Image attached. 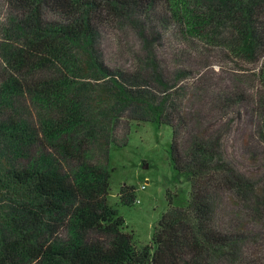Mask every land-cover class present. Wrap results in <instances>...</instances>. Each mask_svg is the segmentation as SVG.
Returning a JSON list of instances; mask_svg holds the SVG:
<instances>
[{
    "label": "trees",
    "instance_id": "obj_1",
    "mask_svg": "<svg viewBox=\"0 0 264 264\" xmlns=\"http://www.w3.org/2000/svg\"><path fill=\"white\" fill-rule=\"evenodd\" d=\"M0 2L12 12L0 39V152L9 165L0 168V264H212L225 249L235 251L242 236L244 243L264 245V195L257 184L227 161L218 137L184 140V133L192 131L190 117L202 123L205 112L210 117L234 107L240 112L248 101L245 91L233 85L212 89L199 76L190 83L189 100L195 99V105L188 99L177 105L186 89L182 83L189 80L186 69L163 71L155 60L158 48L176 58L219 46L249 62L263 58L259 74L264 80V0ZM115 28L131 29L132 39L118 45H129L137 60L134 74L111 66L96 50L98 37ZM202 42L209 47L201 50ZM83 76L99 83L111 122L128 110L131 122L172 128L169 153L181 187L167 192L168 210L150 244L140 249L108 201L112 170L87 162L81 144L76 149L58 142L69 134L95 135L100 108L84 103L89 84ZM28 108L35 110L37 121L26 116ZM259 113L264 134V100ZM36 143H53L74 158V175L50 167L46 156L18 166L21 148ZM226 194L259 229L247 227L252 231L244 234L240 228L239 234L215 222V205ZM63 232L64 240L59 238ZM249 245L243 249L249 263L264 264V253Z\"/></svg>",
    "mask_w": 264,
    "mask_h": 264
},
{
    "label": "rangeland",
    "instance_id": "obj_2",
    "mask_svg": "<svg viewBox=\"0 0 264 264\" xmlns=\"http://www.w3.org/2000/svg\"><path fill=\"white\" fill-rule=\"evenodd\" d=\"M11 13L8 6L0 2V39L4 38L2 25L7 22ZM117 26L120 29L123 27L120 23ZM130 31L131 29H125L123 32L115 28L112 33L106 32L98 37L96 50L106 54L107 59L111 60V66L127 69L128 73L134 74L137 72L134 69L137 60L129 51V45H126L124 49L118 45V42L124 43L132 39ZM199 46L201 50L209 47L203 42ZM158 50L155 60L163 71L166 67H174L175 72L186 69L189 80H184L182 83L186 89L179 93L180 100L175 101L177 105L183 99L189 100L192 94L190 83L199 76L208 80L207 83L212 89L217 88L218 90L221 86L233 85L238 87V90L245 91L248 101L240 108V112L235 107L224 114L218 113L211 117L205 112L200 115L202 123H199L198 118L190 117L188 121L193 132L189 130L184 133V140L189 144L192 136L200 134L218 137L222 154L227 161L245 176L253 179L260 194L264 195V134L260 127L259 113L260 102L264 100V80L259 74L263 58L249 62L239 59L233 53L223 52L219 46L210 47V52L185 51L176 58L171 54H164L161 48ZM2 64L0 56V70ZM210 67L212 69L207 70ZM148 70L152 71V69ZM172 77L173 74H167V79L173 81ZM83 78V82L89 84L86 85L84 103L94 106V109L100 108L95 116L98 120L95 135L87 139L82 133L69 134L62 136L63 138L60 137L58 142H69L76 149L81 144L87 162L112 170L111 192L108 201L123 218L128 231L133 233L135 246L140 249L150 244L154 227L168 210L167 192L181 187L180 181L175 177L169 153L172 128L163 125L158 129L150 123L131 122L127 119L130 114L128 110L121 113L118 116L119 119L111 122L105 116L106 110L103 109L105 104H102L100 95H98L99 83L93 79L94 77L83 76ZM199 94L203 96L202 93L199 92ZM189 101L193 106L195 105V99ZM14 107H16V113L19 114L21 109L18 108L17 102ZM194 109L200 110L196 106ZM192 112L195 111L192 110ZM192 112L190 115L195 114ZM24 113L30 121H37L38 115L33 108H28ZM81 141L83 143H80ZM41 156L48 157L50 167L53 169L64 175H74L77 161L53 143H46V145L36 143L29 147H22L20 155L15 159L20 166L30 164ZM146 163L148 167L144 168L143 165ZM8 166L6 157L0 152V168ZM123 187L125 191L122 195ZM130 194L133 199L127 202V196L129 197ZM121 196L126 198L125 202L121 201ZM242 210L239 203L226 194L215 205L214 220L219 226L229 228L233 232L237 230L235 233L239 234L241 229L244 234H250L252 230L247 227L259 229L260 226L255 221L241 214ZM89 236L90 238L96 237L94 233H89ZM66 237V232L59 236L62 240ZM247 244H250V250L264 253V245L244 243L242 236L235 251H232L233 248L225 249L224 252L218 254V259H215L212 264H250L249 254L243 251Z\"/></svg>",
    "mask_w": 264,
    "mask_h": 264
},
{
    "label": "water",
    "instance_id": "obj_3",
    "mask_svg": "<svg viewBox=\"0 0 264 264\" xmlns=\"http://www.w3.org/2000/svg\"><path fill=\"white\" fill-rule=\"evenodd\" d=\"M143 167H144V168H147V167H148V164H147V163H146V164H144V165H143Z\"/></svg>",
    "mask_w": 264,
    "mask_h": 264
}]
</instances>
